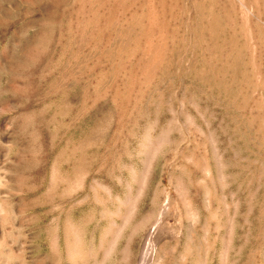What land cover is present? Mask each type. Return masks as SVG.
Listing matches in <instances>:
<instances>
[{"label": "rangeland", "instance_id": "obj_1", "mask_svg": "<svg viewBox=\"0 0 264 264\" xmlns=\"http://www.w3.org/2000/svg\"><path fill=\"white\" fill-rule=\"evenodd\" d=\"M0 203V264H264V0H0Z\"/></svg>", "mask_w": 264, "mask_h": 264}, {"label": "bare ground", "instance_id": "obj_2", "mask_svg": "<svg viewBox=\"0 0 264 264\" xmlns=\"http://www.w3.org/2000/svg\"><path fill=\"white\" fill-rule=\"evenodd\" d=\"M6 216H8V215H7V211H6L5 207L0 203V224H1L2 220H3ZM77 255H78V257H80V253H79V252H78Z\"/></svg>", "mask_w": 264, "mask_h": 264}]
</instances>
